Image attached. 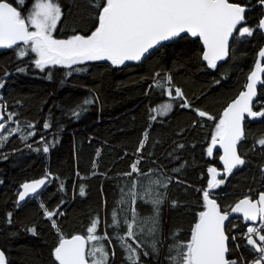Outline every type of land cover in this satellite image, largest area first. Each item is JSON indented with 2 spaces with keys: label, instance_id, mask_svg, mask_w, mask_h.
I'll return each mask as SVG.
<instances>
[{
  "label": "trees",
  "instance_id": "1",
  "mask_svg": "<svg viewBox=\"0 0 264 264\" xmlns=\"http://www.w3.org/2000/svg\"><path fill=\"white\" fill-rule=\"evenodd\" d=\"M8 2L17 6L15 0ZM230 2L251 9L244 21L249 27L255 28L264 18V6L258 0ZM32 3L33 0H27L19 8L23 16ZM59 3L64 12L56 30L59 39L87 35L94 30L95 9L90 7L89 0ZM263 47L264 35L259 29L251 37L237 34L228 60L216 69L202 62L200 42L188 37L162 47L139 65L115 66L107 61H92L73 66L81 71L60 66L41 71L35 66V55L21 58L18 48L1 52L0 81L4 87L0 88V104L6 105L2 121L6 128L0 136L7 135L8 129L18 128L7 140L0 141V248L8 264H57L53 252L60 237L87 236V228L97 218L98 233L107 231L112 237L109 251L115 248L109 264H129L117 239L126 234L125 227L114 229L108 225L114 210L120 220L126 215L131 218L128 204L120 202L121 189L128 191L132 178L124 173L137 160L141 171L151 170L154 179L171 178L167 188L157 189L166 194L160 205V231L156 237L159 253L152 252L153 237L148 242L146 237L143 250L149 255L141 254L140 264H168V248L176 232V240H190L199 213L206 210L202 192L209 190V168H216L221 173L217 179L225 180L209 190L222 211L230 213L231 207L245 197L258 199V194L264 192V148L256 141L264 136V117L246 119L245 138L238 145L245 164L230 175L220 166V153L213 149L209 156L207 149L215 134V124L224 109L245 90ZM20 68L25 71H19ZM157 72L160 77L155 76ZM165 74L172 76L171 86L182 90L191 107H181V99L167 96V82L162 81L163 90L153 87L154 81ZM86 99L93 102L84 105ZM258 101H264V85ZM258 101L254 111L264 108V103ZM163 103H172L174 109L168 116L158 115L152 120V109ZM74 110L80 111L79 116L73 115ZM196 110L216 119L200 117ZM7 113H15L12 121H8ZM29 123L35 127L29 128ZM44 123L51 127L43 128ZM31 132L35 135H29ZM142 142L144 148L138 151ZM45 144L49 146L47 153L42 150ZM46 177L49 184L41 196L20 205L22 185ZM137 191H142L139 185ZM172 201L176 202L175 207ZM135 208L142 219L153 214L152 206L139 198ZM45 209L56 211L52 220L59 233L46 218ZM248 227L243 220L236 219L227 229L230 258L237 260V264H248L258 255L246 245L244 234ZM31 228H35L36 235L28 231ZM261 231L264 233V229ZM137 239L141 240L139 236ZM104 244L108 245V241Z\"/></svg>",
  "mask_w": 264,
  "mask_h": 264
},
{
  "label": "snow or ice",
  "instance_id": "2",
  "mask_svg": "<svg viewBox=\"0 0 264 264\" xmlns=\"http://www.w3.org/2000/svg\"><path fill=\"white\" fill-rule=\"evenodd\" d=\"M26 0H15L17 6L8 0H0V49H12L17 45L30 47L38 59L34 61L35 66L43 71L46 67L60 66L62 68L74 69V65H81L87 61H109L112 65L121 66L127 61L139 62L148 55L154 54L152 50L157 49L164 41L182 38L183 34L199 38L205 51L202 60L207 62L211 69L217 68V62L223 61L229 56V40L233 33L238 36L251 37L253 32L259 29L264 32V18H261L255 28L247 26L245 21L246 7L230 0H89V5L95 9V27L89 34H74L68 39H56V32L64 12L59 0H33L27 10V15L22 16L19 10ZM264 5V0H258ZM238 26L239 29H238ZM31 29V30H30ZM18 56L24 57L28 54V48H19ZM258 57L264 59V48L258 52ZM25 71L24 68L18 69ZM264 73L259 59L255 63V70L248 76L245 91L240 92L223 111L221 118L215 124V134L211 139V146L207 149L211 156L213 148L219 144L223 149L220 159L223 161L225 173L230 175L233 169L245 164V159L238 153L237 145L245 138L243 121L245 115L249 118L264 117V108L253 110V100L257 96V84L264 85V79L260 74ZM8 73H5L7 75ZM71 75V73H68ZM160 73L155 74L160 77ZM48 78L51 79L49 73ZM167 82V96L170 99H181V107H191L184 93L178 87L173 88L172 76L165 74L161 79L155 80L153 87L164 89ZM219 83V81H217ZM4 83L0 81V88ZM173 91L175 95L173 96ZM2 99V97H0ZM84 100L83 104L92 103ZM264 103V101H258ZM82 108L83 106H79ZM171 103H163L159 108L152 109L155 113L151 116L156 120L158 115H166L172 109ZM200 117L208 120L216 118L204 111L196 110ZM6 105L0 104V133H4ZM80 111L74 110L73 115L79 116ZM15 113H7L8 121H12ZM29 128L35 125L29 123ZM51 125L44 123L43 128L48 129ZM17 129H8L7 135L0 136V141L7 140L9 135L14 134ZM35 135V132L29 133ZM27 139L26 136H21ZM148 134H144V140ZM256 143L264 148V136L258 138ZM29 147H31L29 145ZM183 147V145H180ZM144 143L139 145L138 151L143 150ZM40 151V149H35ZM43 152L49 151V146H43ZM137 160L131 165V170L124 173L131 177L128 191L121 189V203H127L129 216L123 220L118 218V213L112 212V228L125 227V235L117 237L122 252L126 254L125 259L129 264H140V256H148L144 251V242L137 239L138 235L153 237L151 248L154 254L159 253L157 247V234L160 231V205L164 203L166 194L159 192L158 188H167L171 178H153L151 170L142 172L138 167ZM178 170V169H177ZM264 171V170H262ZM211 179L208 189H214L225 183L223 179H217L221 173L216 168L208 169ZM135 174V175H133ZM50 175V174H49ZM46 178L35 180L22 185L23 191L19 193L18 200L24 201L30 194L45 185ZM142 189L138 192L137 187ZM202 192L205 211L199 213V221L191 231V238L187 241L176 240L178 232L173 234V244L168 248V264H237V260L228 255V235L225 232V221L229 219V211H222L221 206L210 196V191ZM84 189L81 187L80 195L83 196ZM127 197V199H125ZM145 204H150L153 214L142 219L137 213L135 205L137 199ZM172 206L176 202L172 201ZM58 211V210H57ZM231 212L241 213L245 221H260L259 227H248L244 234L246 245L256 256L248 264H264V192L258 194V199L245 197L231 207ZM63 213H61L62 215ZM56 211L45 209V216L52 221V227L59 228L52 217ZM11 213H9V222ZM99 218L94 220L87 228V236L74 235L71 239L60 237L58 246L54 248V259L58 264H109L110 256H115V248H109L112 237L107 231L98 233ZM30 231L36 235L35 228ZM235 240V237H233ZM108 241V245L104 244ZM238 248L239 245H236ZM0 264H7L4 251H0ZM243 264V261H241Z\"/></svg>",
  "mask_w": 264,
  "mask_h": 264
},
{
  "label": "water",
  "instance_id": "3",
  "mask_svg": "<svg viewBox=\"0 0 264 264\" xmlns=\"http://www.w3.org/2000/svg\"><path fill=\"white\" fill-rule=\"evenodd\" d=\"M263 6H264V5H263ZM250 11H251V9L246 7L245 17H246V15H247ZM239 27H240V26H238V29H239ZM262 33H263V35H264V32H262ZM236 35H237V33H233V37L230 38V40H229V56H230L231 47H232V44H233V41H234ZM184 37H188V38H190L192 41H199L200 44H201V47H202V49H203V52L205 51L204 46H203V43H202V41H201L199 38H197V37H191V36L188 35V34H183L182 38H184ZM182 38H176V39L171 40V41H164V42H162L161 45H159V46L157 47V49L152 50V52L155 53L156 51H158V50L161 49L162 47L167 46V45H171V44L175 43L176 41H179V40L182 39ZM21 45H22V44H21ZM21 45H17V46H15V47L12 48V49H0V53H1V52H9V51H13V50L17 49L18 47H20ZM263 48H264V47H263ZM202 54H203V53H202ZM152 55H153V54L148 55L145 59H143V60H141V61H139V62H136V61H127V62L124 64V66H126V65H139V64H142L145 60H147V59H148L150 56H152ZM229 56H228V58H229ZM228 58L225 59V60H223V61H218V62H217V68L220 67L222 64H224V63L228 60ZM258 59H259V61H260V63H261V66L264 67V59H261V58L257 57V60H258ZM257 60H256V61H257ZM87 62H92V61H87ZM107 62H109V61H107ZM202 62H203L205 65H207V62H206V61H203V60H202ZM254 70H255V65H254L253 71H254ZM260 76H261L262 79H264V73H261ZM261 85H262V84H260V83L257 84V96H256V97L254 98V100H253V107H254V105L256 104V102L258 101V98H259V90H260V88H261ZM245 90H246V89H245ZM245 90H244V91H245ZM247 118H248V116H247V114H246V115H245V119H244V121H243L244 133H245V123H246V119H247ZM238 145H239V144H238ZM238 145H237V150H238ZM213 149H214L215 152L220 153L221 156L223 155V149L220 148L219 144H217ZM238 153H239V150H238ZM221 156H220V157H221ZM220 166H221L222 169L224 170V164H223V161H222L221 159H220ZM240 167H241V166H238L237 168L233 169V172H234V171H237ZM42 179H43V178H42ZM34 181H35V180H34ZM31 182H33V181H31ZM31 182H28V183H31ZM48 184H49V181H48V179H47L45 185L42 186L40 189H38V190H37V193H35V194H30L28 197L25 198L24 201H19V200H18L19 204H20V205H24V204H26L27 202H29L30 200H34V199L39 198V197L41 196V194H42V193L45 191V189L47 188ZM22 191H23V188L21 187V188H20V192H22ZM18 197H19V196H18ZM236 219H241V220H243L246 224H248V225H250V226H259V225H260V221H259V220H257V221H245L241 213H233V212H230V213H229V219H228L227 221H225V232H226V235H227V229H228L230 223H231L233 220H236ZM228 237H229V236H228ZM71 238H72V237H70V238H66V239H71ZM230 245H231V239H230V237H229V239H228V246H229V253H228V255H229V257H230ZM248 246H249V245H248ZM249 247L251 248V246H249ZM0 251H2L1 248H0ZM5 256H6V254H5ZM6 259H7V256H6ZM56 263L58 264V262H56ZM7 264H8V259H7Z\"/></svg>",
  "mask_w": 264,
  "mask_h": 264
},
{
  "label": "rangeland",
  "instance_id": "4",
  "mask_svg": "<svg viewBox=\"0 0 264 264\" xmlns=\"http://www.w3.org/2000/svg\"><path fill=\"white\" fill-rule=\"evenodd\" d=\"M26 1H27V0H26ZM25 4H26V3H25ZM25 4H24L22 7H24ZM22 7H21V8H22ZM20 11H21V10H20ZM21 14H22V13H21ZM22 16H23V15H22ZM30 30H31V29H30ZM53 36H54V38L59 39V38L56 36V32L53 33ZM25 47L28 48V54H27L26 56H24V57H21V58H26V57H29L30 55H35V56H36L35 53H33V52L30 51V47H28V46L21 45L20 47H18V49H19V48H25ZM36 57H37V56H36ZM37 58H38V57H37ZM171 104H172V103H171ZM172 105H173V104H172ZM173 109H174V105H173L172 109H171L170 111L167 112L166 115H162V116H168V115L172 112ZM217 178H218V176H217ZM138 236L140 237L141 241H143V242L146 240V237H147V242H148L149 239L151 238V236L144 235V234H142V235H138ZM147 242H146V244H147Z\"/></svg>",
  "mask_w": 264,
  "mask_h": 264
},
{
  "label": "flooded vegetation",
  "instance_id": "5",
  "mask_svg": "<svg viewBox=\"0 0 264 264\" xmlns=\"http://www.w3.org/2000/svg\"><path fill=\"white\" fill-rule=\"evenodd\" d=\"M248 225V224H247ZM249 227H250V225H249ZM251 227H259V226H251Z\"/></svg>",
  "mask_w": 264,
  "mask_h": 264
}]
</instances>
